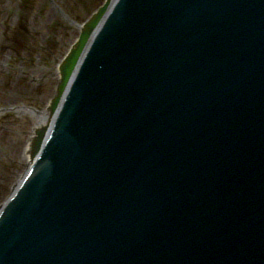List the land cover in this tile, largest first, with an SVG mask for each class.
Wrapping results in <instances>:
<instances>
[{"label":"water","instance_id":"water-1","mask_svg":"<svg viewBox=\"0 0 264 264\" xmlns=\"http://www.w3.org/2000/svg\"><path fill=\"white\" fill-rule=\"evenodd\" d=\"M70 96L0 264H264V0H124Z\"/></svg>","mask_w":264,"mask_h":264},{"label":"bare ground","instance_id":"bare-ground-1","mask_svg":"<svg viewBox=\"0 0 264 264\" xmlns=\"http://www.w3.org/2000/svg\"><path fill=\"white\" fill-rule=\"evenodd\" d=\"M23 1H19L17 5L24 6L25 14H18V17H14L13 15L11 19L12 22L15 21V26H17V28L15 27V32L21 30V26L19 27V25H21V22L23 23L24 20L22 19L28 20L29 24L31 20L34 21L31 16L33 10L29 12L28 8L25 7L26 3ZM97 1L100 2V5L96 11L93 14H89L88 21L85 20L81 24L78 22L79 16H71L67 13V10L71 11L67 9V5H65V9L60 6L63 0L62 2L57 0V3L60 4H57L58 8L56 10L53 11L47 6L48 10L45 9V13H41L45 19H50L48 21L50 22L49 25H61L62 22H65V26L61 25L60 28L56 26V28L60 30L71 28L75 32L71 49L64 53L59 62L57 60L55 63L51 60L49 61V66L41 64L44 70H46L43 77L48 76L45 79L42 77V73L40 74L39 70H36V66H33L34 63L30 62V59L38 57L37 59L40 58L39 61H41L42 56L39 57V55L44 49H50V45L39 44L36 39L29 36V33L25 38L17 37V34L14 32L12 37L10 35H6V38L0 37V67H3L2 72H0V78L7 79L4 80L6 84L13 82L15 92L25 89L28 92L32 91L31 93L35 92L37 95L45 91L48 95V99L44 100L43 105L39 106L35 111L21 105L19 107L2 108L3 113L8 114L6 116H10L11 118H7L5 121L3 119L1 125H5L6 127H2L0 131V225L10 209L24 194L37 169L51 149L69 105L70 95L83 74L86 63L97 49L107 26L124 2V0ZM15 3H17V0ZM78 5L79 2L73 4V7H78ZM2 6L3 4L0 3L1 17L4 14L6 15V13H3L5 9ZM84 7H87V4ZM40 12L42 10H37L36 14H40ZM45 23L48 24L46 21ZM30 26L32 25L30 24ZM54 39L52 38L48 42L52 43ZM25 53L29 54L26 55ZM15 69L17 70L16 77L10 75ZM28 75H30L29 78ZM32 111L36 116H34ZM23 114L30 115L31 117L28 119L32 118L34 124L24 134H22L24 128L21 123L18 124L12 118ZM4 130L7 131L8 139L5 151L3 147L6 138H3L1 133Z\"/></svg>","mask_w":264,"mask_h":264},{"label":"rangeland","instance_id":"rangeland-1","mask_svg":"<svg viewBox=\"0 0 264 264\" xmlns=\"http://www.w3.org/2000/svg\"><path fill=\"white\" fill-rule=\"evenodd\" d=\"M15 1L16 0H0V3L3 4L2 8L5 9L3 11V13H6V15L4 14V16H2V17L0 15V37L3 36L6 38V35H10L12 37L13 32H14L17 34L16 35L17 37L19 36V37L25 38V37H27V35L29 33V36L36 39L39 42V44L40 43L45 44L46 46L50 45V49H48V50L44 49L42 51V53L39 55V57L42 56L41 61H39L40 58L37 59L38 57L37 58L32 57L30 59V62L34 63L33 66L34 67L36 66V70H39L40 74L42 73V77H43L46 70H44V68H43V66H41V64L49 66V61H51V60H53L55 63L57 62V60L59 62L60 59L62 58V56L64 55V53L70 49L71 45H73V39L75 37V32H73L71 30V28L64 29V30L63 29L60 30V29L56 28V26L58 28H60L61 25L65 26L64 25L65 22H62L61 25H56V24H53V25L50 24L49 25L50 22H48V21H50V19H45L44 16L42 15L45 13L46 10H48L47 6L49 8H51L53 11L56 10V8H58L57 4H60V3H57V0H24V1L23 0H17V3H15ZM19 1H23L26 3L25 7L28 8L29 12H30V10H33L31 16L34 19V21L33 20L30 21V24L32 25V26H30V24L27 22L28 20L22 19L24 21H23V23L21 22V25H19V27L21 26V30H18V32H15L14 30H15V27L17 28V26H15V21L14 22L11 21V19L13 18L12 16L14 15V17H18V14L19 15L25 14L24 6L23 5L22 6L17 5ZM60 1L62 2V0H60ZM78 2H79L78 7H73V4L78 3ZM85 4H87V7H84ZM65 5H67V9L71 10V11H69L66 9L67 13L71 16H74V15L79 16L78 22H79V24H81V23H84L85 20L88 19L89 14H93L94 11H96L98 6L100 5V2H98L97 0H63V2L60 4V6L64 7V9H65L66 8ZM94 5H96V6L94 7ZM19 9H20V11H19ZM10 10H12V11L10 12ZM37 10H40V11L42 10V12H40V14H36ZM20 20H21V18H20ZM45 21L48 24H46ZM46 31H47V35H46ZM49 36H50V38H49ZM52 38L53 39L55 38L54 42L49 43L48 41ZM41 49H42V46H41ZM37 52H39V51H37ZM29 53H25V54L28 55ZM45 59H47V60H45ZM43 62H45V63H43ZM55 63H53V64H55ZM0 65H1V63H0ZM2 69H3V67H0V72H2ZM28 70L30 71V69H28ZM7 75L9 76V74H7ZM10 75H14L16 77L17 70L15 69L14 71H12L10 73ZM29 77H30V75H28V78ZM45 77L47 78L48 76H45ZM45 77H43V78L45 79ZM9 79H11V77H9ZM4 80H7V79H1L0 78V131H1L2 127H6L5 125L4 126L1 125L3 119L5 121L7 118H9V119L11 118L10 116H6L8 114L3 113L2 108L12 107V106L19 107L21 105V106H25L26 108L29 107L32 110L34 109L33 111H35L36 109L39 108V106L43 105L44 100L48 99V95L45 91H43V93H40V95L35 94V92L31 93L32 91L28 92L25 89L19 90V92H15V87H14L15 85L13 84V82L6 84ZM36 93H38V92H36ZM33 114H34V112H33ZM34 116H36V115L34 114ZM29 117H31V116L26 115V114H23L21 116L20 115L15 116V118L12 117L14 121H17L18 124L21 123V125L23 126L24 129H23L22 134H24V132L29 131L31 129L30 127L34 126L33 119L30 118V120H29L28 119ZM6 132L7 131H5V130L1 132L2 137L6 138L4 141V147H3L4 151H5L6 141H8ZM1 164L3 165V163H1Z\"/></svg>","mask_w":264,"mask_h":264}]
</instances>
